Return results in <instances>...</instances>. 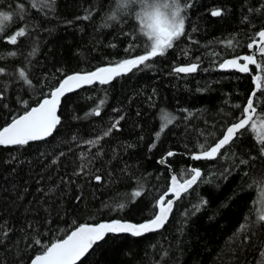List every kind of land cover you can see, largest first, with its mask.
<instances>
[{
  "label": "trees",
  "instance_id": "trees-1",
  "mask_svg": "<svg viewBox=\"0 0 264 264\" xmlns=\"http://www.w3.org/2000/svg\"><path fill=\"white\" fill-rule=\"evenodd\" d=\"M179 2L191 5L182 13L186 34L164 56L108 84L94 83L67 95L58 110L60 124L47 139L0 146V264H28L44 250L41 245L64 238L83 223L151 219L156 201L169 187L168 168L158 163L169 151L175 155L165 163L173 173L192 166L210 182L183 194L162 229L141 236L107 235L77 264L264 262V225L250 224L248 232L229 241L246 215L255 221L262 209L264 185L254 181L264 177V156L255 133L243 130L217 159L188 157L198 143H215L243 111L253 88L251 75L219 65L249 53L248 43L264 29V0ZM33 3L0 0V12L13 16L4 35L20 27L28 30L17 45L0 39V128L37 105L68 74L141 55L148 43L136 18L138 3L118 12L119 0H51L43 9ZM216 9L222 15L213 16ZM113 12L116 19H109ZM229 40L237 46L228 47ZM256 56L258 62L264 59ZM192 63L199 65L196 72L173 71ZM21 70L30 85L20 79ZM251 72H256L253 67ZM255 103V115L264 116V94L257 93ZM98 105L100 115L91 114ZM161 110L177 119L157 140ZM121 116L119 130L103 136ZM97 137H102L98 144L86 143ZM241 159L248 163L240 164ZM141 185L142 195L133 200ZM201 200L207 203L193 214ZM121 204H126L122 210Z\"/></svg>",
  "mask_w": 264,
  "mask_h": 264
},
{
  "label": "snow or ice",
  "instance_id": "snow-or-ice-1",
  "mask_svg": "<svg viewBox=\"0 0 264 264\" xmlns=\"http://www.w3.org/2000/svg\"><path fill=\"white\" fill-rule=\"evenodd\" d=\"M133 3L140 5V11L136 14V18L140 26V31L148 42L145 45L144 53L133 58L121 60L112 66L99 67L95 71L74 73L66 76L60 81L59 86L52 89L36 107L25 111L23 115L13 118L11 123L0 128V146H23L30 141L43 140L50 136L57 125L60 124L57 108L60 104L61 97L66 93L72 92L74 89L80 88L83 85H91L95 82L101 85L108 84L115 77L131 72L141 65L147 67L149 66L147 64L148 61L158 56H164L169 49L174 47V42L186 34L185 15L182 13L186 12V9L191 6L190 4L182 6L179 0H119L117 12L119 9H126L128 5ZM37 6L41 9L50 7L51 0H34L33 7ZM117 12H113V15L109 19H116ZM24 13L25 9L21 5L19 14L23 15ZM211 14L213 16H220L222 15V10H213ZM84 18L88 19L90 16H85ZM12 20V15L0 12V39H3L5 43L17 45L20 42V38L28 34V30L26 27H20L11 35L5 36L4 33L7 30L8 22ZM135 46V44L131 45V47ZM227 46L234 48L237 44H234L233 40H229ZM247 47L249 50H254L261 57H264V29L255 33L254 38L248 43ZM35 51L36 49H33L30 55L34 54ZM126 51H130V49H126ZM10 55L14 56L16 53L13 52ZM252 65L255 66L259 74L252 76L255 90L249 95L247 104L243 106L240 117L226 127L221 137L215 143L211 145L207 141L205 143H198V150L191 153L192 160L217 159L224 154L221 150L235 143V140L239 138L242 131L248 128L255 133L254 138L260 146V155L264 156V116L255 115L257 113L255 103L257 93L264 94V59L258 62L253 54L236 56L224 60L220 63L219 68L223 70L234 69L240 73H248ZM198 67L199 65L197 63H192L187 66L175 67L173 71L176 73H192L196 72ZM3 72L4 69L0 68V73ZM19 77L26 84H31L24 70L19 71ZM0 99H3L2 93H0ZM101 104H103V101H101ZM235 107L240 108L241 105H235ZM161 112V126L155 133L157 140L177 119L175 115L167 111L161 110ZM91 114L100 115L99 105ZM192 115V113H188V117ZM121 119H123L122 116L115 120L111 124V127L103 133V136L110 135L113 130H119L118 125ZM101 138L97 137L95 140L87 141L86 143L95 145L99 143ZM155 146V143L152 144L149 151ZM166 155L167 157H172L175 153L169 151ZM165 162L166 158L163 157L158 161L161 164ZM247 163L248 161L245 159L240 160V164ZM202 177L203 173L201 169L195 167L182 169L179 174L173 173L170 176L167 192L160 195L156 201L158 211L154 214L153 218L140 224L122 222L118 219L98 224H80L66 238L56 240L47 246L41 245L44 250L31 259V264H77L95 245L103 243L108 234L130 233L132 236H141L145 233L158 231L168 221L176 200L181 199L183 194L188 193L194 185H198L200 182H210L203 181ZM95 179L100 181L101 177L96 176ZM254 183L264 185V177L254 181ZM142 187L141 185L139 190H135L132 193L133 200L142 195ZM262 195H264V192H262ZM168 196H171V198H166ZM206 203V200H201L198 204L194 205L193 214L199 212ZM124 207H126V204L119 205L121 210ZM250 224L252 226L264 225V208L258 211L255 221H249L246 215L244 221L238 226L232 236L229 237V241L238 239L242 233L248 232ZM247 241L248 237L245 236L244 242L247 243ZM35 243L41 244V241L37 239Z\"/></svg>",
  "mask_w": 264,
  "mask_h": 264
},
{
  "label": "water",
  "instance_id": "water-1",
  "mask_svg": "<svg viewBox=\"0 0 264 264\" xmlns=\"http://www.w3.org/2000/svg\"><path fill=\"white\" fill-rule=\"evenodd\" d=\"M248 54H253L254 55V57L257 59V56H256V52L254 51V50H249V53ZM248 54H242V55H239V56H243V55H248ZM236 57V56H235ZM232 58H234V57H232ZM231 59V58H230ZM187 65H189V64H186V65H178L177 67H179V66H187ZM108 66H112V65H106V66H102V67H108ZM254 68L255 69V73H252L251 72V68ZM96 70V69H95ZM95 70H92V71H95ZM227 70H229V71H235V72H238V71H236V70H234V69H227ZM89 72H91V71H89ZM76 73H79V72H76ZM238 73H240V72H238ZM72 74H74V73H71V74H68V75H72ZM182 74H188V73H182ZM240 74H250L251 75V77L253 76V75H258L259 74V72H258V70L255 68V66L254 65H252V66H250V71L248 72V73H240ZM67 75V76H68ZM115 78H117V77H115ZM114 78V79H115ZM253 82V81H252ZM95 83H98V82H95ZM94 84V83H93ZM59 86V85H58ZM57 86V87H58ZM85 86H88V85H83V86H81L80 88H77V89H74L72 92H69V93H66L63 97H61V101H60V104H59V106H58V108H57V115H58V110H59V107H60V105H61V102H62V100L67 96V95H70V94H72V93H74V92H76V91H78L79 89H81V88H83V87H85ZM255 90V86H254V84H253V88H252V90H251V92H250V94L253 92ZM249 94V95H250ZM248 100V99H247ZM246 104H247V101H246V103H245V105L244 106H246ZM38 105V104H37ZM37 105H35V106H33V107H36ZM32 108V107H31ZM30 108V109H31ZM29 109V110H30ZM24 113H22V114H20V115H23ZM20 115H18V116H20ZM17 116V117H18ZM11 123V122H10ZM55 130V129H54ZM53 133H54V131H53ZM52 133V134H53ZM51 134V135H52ZM50 135V136H51ZM50 136H48V137H50ZM48 137H46V138H44L43 140H45V139H47ZM37 141H42V140H37ZM188 157H189V159L192 161V159H191V153L190 154H188ZM163 158H167V155H165V156H163ZM161 160V158L159 159V161ZM195 161H200V160H195ZM161 164V163H160ZM161 165H163V166H166L167 168H168V171H169V174H170V176L173 174V171H172V169L166 164V163H164V164H161ZM192 166H190V168H191ZM196 168V167H195ZM170 181V180H169ZM168 190V189H167ZM167 192V191H166ZM165 192V193H166ZM167 198V197H166ZM168 198H171V196H168ZM177 201V200H176ZM175 201V202H176ZM175 202H174V204H175ZM174 204H173V207H174ZM157 211H158V208H157ZM170 216V215H169ZM153 218V217H152ZM121 220L122 222H128V223H134V224H140V223H144V222H146L147 220H145V221H142V222H133V221H130V220H124V219H119V218H114V219H110V220H102V221H99V222H96V223H83V224H98V223H101V222H110V221H112V220ZM79 226V225H78ZM76 228V227H75ZM74 228V229H75ZM163 228V227H162ZM161 228V229H162ZM74 229H72L67 235H69ZM160 230V229H159ZM155 232V231H154ZM120 234H129V235H131L130 233H120ZM66 235V236H67ZM108 235H117V234H108ZM66 236L64 237V238H66ZM64 238H62V239H64ZM60 240V239H59ZM38 255V254H37ZM35 257V256H34ZM33 257V258H34ZM83 258V257H82ZM81 258V259H82ZM28 264H31V261L28 263Z\"/></svg>",
  "mask_w": 264,
  "mask_h": 264
},
{
  "label": "rangeland",
  "instance_id": "rangeland-1",
  "mask_svg": "<svg viewBox=\"0 0 264 264\" xmlns=\"http://www.w3.org/2000/svg\"><path fill=\"white\" fill-rule=\"evenodd\" d=\"M262 192H264V186L263 188L261 189V208H264V195H262Z\"/></svg>",
  "mask_w": 264,
  "mask_h": 264
}]
</instances>
